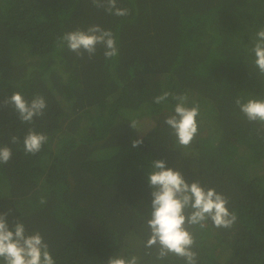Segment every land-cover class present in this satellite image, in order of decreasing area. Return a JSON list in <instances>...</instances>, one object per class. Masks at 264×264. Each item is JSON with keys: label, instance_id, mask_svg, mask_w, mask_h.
Wrapping results in <instances>:
<instances>
[{"label": "trees", "instance_id": "obj_1", "mask_svg": "<svg viewBox=\"0 0 264 264\" xmlns=\"http://www.w3.org/2000/svg\"><path fill=\"white\" fill-rule=\"evenodd\" d=\"M124 17L92 0H0V213L39 231L56 264H185L146 256L153 161L191 183L215 188L237 220L230 229H194L198 264H264V133L235 100L264 99V76L250 51L264 27V0H118ZM98 24L117 39L119 54L98 47L81 59L60 38ZM186 94L199 105L198 134L177 144L163 123ZM20 92L42 95L48 107L22 123L3 101ZM137 121V129L130 122ZM146 121V122H145ZM140 127L144 131L140 130ZM30 128L48 136L39 153L23 151ZM17 136L19 142L11 143ZM140 140L138 146L133 141ZM41 197L46 199L40 203ZM3 264V261H0Z\"/></svg>", "mask_w": 264, "mask_h": 264}, {"label": "clouds", "instance_id": "obj_2", "mask_svg": "<svg viewBox=\"0 0 264 264\" xmlns=\"http://www.w3.org/2000/svg\"><path fill=\"white\" fill-rule=\"evenodd\" d=\"M117 3L118 0H92L96 8L110 15L124 17L130 14L129 9L118 7ZM59 43L81 59L85 54L91 59L98 47L104 49L106 59L119 54L115 34L98 24L66 32ZM250 51L254 56L253 64L259 74L264 76V27L256 32ZM170 96L176 103L173 114L166 117L163 123L171 129L178 145L189 147L198 134L199 105L193 102V106L189 107L186 94L167 91L156 96L154 102L165 103ZM235 103L249 123L259 125L257 133H264V99L249 98L244 101L238 97ZM3 104L10 105L19 120L26 124H33L35 118L43 117L48 107L42 95H36L29 101L20 92L7 97ZM130 126L137 129V121H131ZM47 141L46 134L30 128L23 138V151L28 155H36ZM18 142L17 136L11 137L12 144ZM140 143V140L133 141V146ZM12 155L10 147L0 146V164H7ZM148 184L152 189L151 210L144 225L148 230L144 247L155 249V252L145 253L146 256H154L155 261H163L173 255L183 259L185 264H198L193 230H204L209 222L218 229H230L236 223L237 215L230 211L228 198L224 194L215 188H206L198 180L189 183L179 170L167 167L166 161L162 159L153 161ZM40 203L45 204L46 199L41 197ZM7 216L8 213H0V261L3 264H56L48 243L39 231L28 232L22 220L10 225ZM107 264H141V257L114 256L107 260Z\"/></svg>", "mask_w": 264, "mask_h": 264}, {"label": "rangeland", "instance_id": "obj_3", "mask_svg": "<svg viewBox=\"0 0 264 264\" xmlns=\"http://www.w3.org/2000/svg\"><path fill=\"white\" fill-rule=\"evenodd\" d=\"M145 122H146V121H145ZM140 130H141V131H144V129H142V127H140Z\"/></svg>", "mask_w": 264, "mask_h": 264}]
</instances>
